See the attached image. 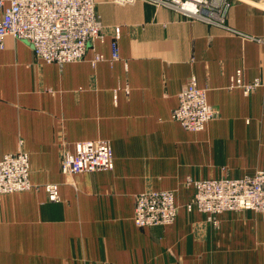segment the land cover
Listing matches in <instances>:
<instances>
[{
	"label": "crops",
	"instance_id": "0c3cea01",
	"mask_svg": "<svg viewBox=\"0 0 264 264\" xmlns=\"http://www.w3.org/2000/svg\"><path fill=\"white\" fill-rule=\"evenodd\" d=\"M229 2L223 27L161 0H95L104 38L62 66L5 37L0 158L25 149L40 188L0 199V264H264V213L224 211L216 225L187 207L190 179L264 170V0ZM239 69L261 84L232 87ZM192 76L217 110L200 131L172 118ZM62 139L110 140L114 168L65 174ZM149 190H174V222L136 224L135 196Z\"/></svg>",
	"mask_w": 264,
	"mask_h": 264
},
{
	"label": "built area",
	"instance_id": "2783aa9c",
	"mask_svg": "<svg viewBox=\"0 0 264 264\" xmlns=\"http://www.w3.org/2000/svg\"><path fill=\"white\" fill-rule=\"evenodd\" d=\"M122 2L130 0H119ZM189 16L226 27L225 18L229 0H161ZM0 48L5 37L12 36L29 42L35 55L44 61L63 65L84 58L90 44L104 38L95 0H0ZM120 27L115 28V36ZM113 58H119L114 45ZM96 53L93 63L104 60ZM260 78L252 83L243 80L237 71L231 86L243 87L246 92L261 84ZM178 105L172 118L192 131L203 130L216 117L217 110L208 102L207 88L201 87L192 76L178 94ZM61 170L67 175L78 172L113 169L115 156L110 140L95 139L60 144ZM195 187L187 207L196 206L207 218L218 225L216 215L224 211L254 210L264 213V170L241 178L189 180ZM40 185L30 180V156L20 148L0 158V199L11 192L34 190ZM49 200L59 201L58 184H45ZM134 220L139 227L165 225L175 221L178 206L174 190H149L135 196Z\"/></svg>",
	"mask_w": 264,
	"mask_h": 264
}]
</instances>
